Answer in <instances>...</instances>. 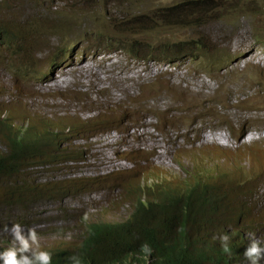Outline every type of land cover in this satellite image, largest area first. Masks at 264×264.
I'll return each mask as SVG.
<instances>
[{"label":"rangeland","instance_id":"obj_1","mask_svg":"<svg viewBox=\"0 0 264 264\" xmlns=\"http://www.w3.org/2000/svg\"><path fill=\"white\" fill-rule=\"evenodd\" d=\"M31 1L22 0L19 13L11 15L7 14L8 6L0 8V16L3 20L28 17L33 23H43L39 15L52 19L55 11L63 8L61 3L74 0ZM171 1L133 0L129 10L148 13L133 27L137 30L160 23L161 9L157 7ZM226 1H217L206 18L213 15L216 19L204 24L191 28L165 24L130 35L147 38L152 44L190 35L206 43L202 49L189 51L191 56L170 61L139 59L116 49L114 43L108 49L96 46L98 40L92 37L85 16L80 17L82 33L61 40L50 37L43 43V37L35 38L32 48L39 47L29 54H10L8 48L0 47V100L8 102L7 114L14 124L32 113L66 115L73 120L97 114L95 117L103 122L74 135L72 142L86 148L83 158L44 163L30 168L27 176L33 180L49 176L89 182L101 180L95 178L97 175L111 173L104 182L82 184L81 193L60 199L39 196L12 205L0 215V227L28 223L25 230L35 227L41 248L77 243L82 221H115L127 216L130 198L122 194L124 187L150 183L164 174L178 176L182 184L191 169L196 176L205 175L215 164L224 169L231 162L240 172L230 174L231 179L224 178L225 174L221 178L230 190L234 185L239 190L246 187L243 197L234 193V200L251 210L254 217L249 214V218L264 223V136L246 139L250 132L264 133V42L251 34L253 26L262 33L263 19L241 16L236 21L225 20L218 14L223 13L220 4ZM52 2L57 7L50 6ZM110 3L85 0L81 10L100 12L99 4L111 8ZM261 10L264 12V7ZM45 25L40 33L47 30ZM222 52L228 54L230 64L214 65L215 55ZM205 54L209 58H203ZM30 64L33 68L28 74ZM41 78L44 80L35 85ZM9 188L4 184L0 191L4 194ZM257 188L261 195L249 196ZM259 229L264 237V224ZM11 239L0 231V251Z\"/></svg>","mask_w":264,"mask_h":264},{"label":"trees","instance_id":"obj_2","mask_svg":"<svg viewBox=\"0 0 264 264\" xmlns=\"http://www.w3.org/2000/svg\"><path fill=\"white\" fill-rule=\"evenodd\" d=\"M33 1L37 0L31 2ZM132 1L111 0V8L99 4L100 12L96 9L91 11L92 8L81 10L85 0H74L70 4L64 1L61 3L63 6L61 10H54L52 19L39 15L38 18L43 23L38 24L33 23L28 17L23 20L18 18L3 20L2 15L0 47L8 48L10 54H29L31 50L36 51L39 47L37 45L32 48L35 38L43 37L40 42L43 43L50 37L61 40L66 35L75 36L82 33L84 29L80 22L81 16L88 18L91 35L98 40L96 46L108 49L114 43L116 49L124 50L139 59L151 57L170 61L184 55L191 56L189 51H197L206 46L203 39L193 35L172 41L159 40L155 44L147 38L130 35L138 30L151 31L165 24L178 28L204 24L216 19L213 15L209 19L206 18L210 16L208 11L214 10L218 0L212 3H208L207 0H172L169 4L157 7L161 9L158 11L161 13L160 23L156 21L137 30L133 25H138L137 22L148 16V13L142 10H129L127 7ZM21 2L22 0H0V8L8 6V15L13 12L19 13ZM94 5L96 7V3ZM50 6L57 7L53 2ZM261 7H264V0H229L221 2L220 8L223 13L217 14L230 22L241 16L261 17L262 33L257 32L253 26L251 34L256 41L264 42V12ZM47 21H51L47 23L48 26L45 25ZM44 25L47 30L40 33ZM227 57L226 52L218 53L212 63L218 66L225 62L224 64L229 65L230 59L226 61ZM203 58L209 56L205 54ZM27 68L29 74L33 68L32 64ZM7 109L0 104V186L10 185L4 194L0 191V215L6 213L8 207L21 205L23 201H30L39 196L60 199L83 191L82 184L97 181L95 179L89 182H75L78 178L49 176L43 180L36 178L33 180L32 176H27L30 168L44 163L82 158L84 151L82 147L62 140L68 139L67 132L82 131L102 124L103 122L95 117L97 114L86 120H72L69 125L56 129L52 123L58 125L60 123L55 118L33 114L14 124L12 121L14 119L7 114ZM110 175L111 173H106L98 178L105 180ZM242 187L243 189L239 190L240 187L234 185L230 190L228 186L223 187L217 183L216 179L209 178L196 179L185 187H180L178 182L167 184L162 189L156 206L148 202H137L131 219L122 224L92 225L89 234L86 233L81 238L80 248L71 254H82L83 264H241V261L247 264L243 253L249 244L245 243L244 235L249 212L242 203L234 200V193L240 197L245 194L246 187ZM54 188L57 193L54 192ZM251 195L250 192L249 196ZM20 211L24 209L21 207ZM227 217L237 221L242 219V227L237 228L231 235V256L222 251L218 241L213 240L217 230L227 228L222 222ZM19 223L24 227L28 226V223L22 221ZM143 243H148L153 249L150 257L141 251ZM119 248L121 253L118 252ZM52 264L68 262L52 258Z\"/></svg>","mask_w":264,"mask_h":264},{"label":"clouds","instance_id":"obj_3","mask_svg":"<svg viewBox=\"0 0 264 264\" xmlns=\"http://www.w3.org/2000/svg\"><path fill=\"white\" fill-rule=\"evenodd\" d=\"M0 104L1 105L3 104L5 107L8 108V102L0 100ZM32 114L34 115L35 113ZM27 116L28 115H25L21 119H24ZM36 116L43 117L45 115H36ZM49 117H53L59 121L60 125L52 123L53 125H55L56 129L62 128L64 125H69L73 120L71 117H68L66 115L63 116L51 115ZM80 117L89 118L85 116L84 117L80 116ZM78 132L79 131L67 132L66 134L68 135L67 136L68 139H63L62 142L65 141L75 146H80L85 151L86 148L82 146V144L72 142L74 139V135ZM262 136H264V133L253 131L248 134L246 139H248L249 141L253 139L259 140L262 138ZM82 158H83V154H82ZM69 161H76V160H69ZM233 164L234 162H231V164L228 167H224V169L221 166L215 164L210 168L208 172L205 173V175H199V176H196L194 173V169H191L188 171V178H182L183 183L182 184L178 183V184L180 187H185L187 184L194 182L196 179L206 180V178H209L211 180L216 179L217 183L225 187L227 186L226 182L221 177L225 174V176H223L224 178L231 179L230 174L233 173L237 174L240 172V170L236 166L235 168H232ZM189 172H191V175H189ZM103 175L104 174L97 175L95 178H98ZM178 179H179L178 176H173L171 174H164L159 176L155 180H152L150 183H143V185H140L137 182L135 185L131 184L124 187L122 194L130 198L129 199L130 210L127 216L124 219L115 220V221H97V220L86 221V222L82 221L83 228L81 229V235L79 236L80 240L77 243L74 242L75 244L74 243L68 245L57 244L58 245L57 247L44 246L41 248L39 245L38 231L35 229V227L30 226L25 230L24 226L20 223H13L11 227H8L5 224L2 228H0V231L7 232L9 237H11L12 239L10 245L7 248H5L3 251H0V262H2V264H52V258H55V260L62 259L64 261H67L68 264H83L82 254L80 253L71 254V252L77 251L80 248L79 244L81 238L83 237L84 234L86 233L89 234V229L92 225L107 226V225L122 224L123 222L131 219L132 214L135 211L137 202H141V203L148 202L156 206V201L161 197L162 195L161 191L165 187V185L176 183L178 182ZM189 179L192 181H190ZM101 180H97V181L101 182ZM103 181L104 180H102V182ZM81 192H84V190L77 193H81ZM251 193H252L251 196H255V193L257 197L261 195V193H259V188L252 190ZM261 200H264V198L262 197ZM262 204L264 206L263 201ZM246 210L247 212H249V214H251L254 217L251 210L247 208ZM252 218L248 217V220ZM85 219H87V216H85ZM240 221H242L241 218L237 222V220H231L227 217L224 221H222L224 224H226L227 228L225 230H217L216 231L217 234L213 236V240L218 241L222 251L228 254L229 256H231L232 254L230 248L231 235L237 228L242 227V222ZM234 222L235 224H233ZM249 222L250 221H248V226L244 233V235L246 236L245 243L247 244V242H249V244L247 248L245 247L246 249L243 253V258L247 262V264H264V237L261 236V233L259 231L260 224H264V223H259V220H257L256 218L252 219L251 221L252 223ZM141 251L145 254V256L148 257H150L153 253V249L150 247L148 243H143L141 245ZM118 252L121 253L120 248L118 249ZM241 264L244 263L241 261Z\"/></svg>","mask_w":264,"mask_h":264},{"label":"bare ground","instance_id":"obj_4","mask_svg":"<svg viewBox=\"0 0 264 264\" xmlns=\"http://www.w3.org/2000/svg\"><path fill=\"white\" fill-rule=\"evenodd\" d=\"M41 81H43V80H41ZM41 81H38V82H36V84H35V85H37V84H38V83H40ZM46 246H50V247H51V246H52V247H57L58 245H50V244H49V245H46Z\"/></svg>","mask_w":264,"mask_h":264}]
</instances>
